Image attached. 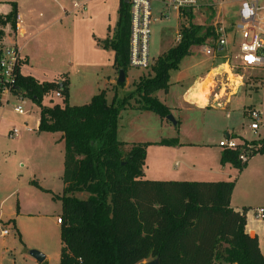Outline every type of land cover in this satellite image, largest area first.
Masks as SVG:
<instances>
[{"label": "trees", "instance_id": "obj_1", "mask_svg": "<svg viewBox=\"0 0 264 264\" xmlns=\"http://www.w3.org/2000/svg\"><path fill=\"white\" fill-rule=\"evenodd\" d=\"M117 14L113 37L97 44L113 52V68L125 76L129 8L124 0H119ZM16 20L12 3L10 13L0 17V42L6 26L15 31ZM210 35L203 26L181 30L177 45L146 68L151 75L140 77L133 92L111 102L101 91L86 105L70 106L64 79L40 83L20 74L24 63L18 67L13 95L39 109L37 132L60 134L64 143L63 190L52 198L61 206L59 264H140L154 259L158 264H264L257 238L245 233V210L230 207L233 181L142 180L148 145L128 146L117 139L119 116L127 108L166 120L170 111L157 94L169 90L170 73ZM116 85L122 88L124 83ZM55 92L62 95L60 103L44 106ZM177 144L172 139L158 145ZM248 153V161L264 156V136L250 142ZM239 155L222 150L220 165L242 171L247 163H240Z\"/></svg>", "mask_w": 264, "mask_h": 264}, {"label": "rangeland", "instance_id": "obj_2", "mask_svg": "<svg viewBox=\"0 0 264 264\" xmlns=\"http://www.w3.org/2000/svg\"><path fill=\"white\" fill-rule=\"evenodd\" d=\"M118 1L65 0L67 7L72 6L74 2L78 3V5H82L81 3L83 2L84 6L76 10V18L73 19L72 24L64 21L62 26H56L59 31H57L58 35H56L55 40L53 37L50 38V40H53L46 45L47 50L44 52L45 58H48V60L44 61L45 64H41L43 67H49L53 70L52 73L50 72L51 74L45 73V78L48 80H60L61 63L70 68L64 69L66 71L69 70L70 74L75 72L84 74L82 69L84 66L90 65L91 60L85 59L86 49L83 52V57L78 55L77 58H71L69 43L73 33L78 41H83L86 34H88L90 24L97 29L96 31H101L102 37L109 30L106 38L109 42L113 37L118 19ZM220 3L222 4L225 18L236 22L238 5L233 0H198V7L193 10V23L203 25L205 20H209L211 15L218 11ZM84 11L85 14L81 15V12L84 13ZM97 15V18H100L101 21L95 19ZM89 18H92L91 22H88ZM51 23V21H48V23L43 24L41 29L45 28V32L52 31L55 27ZM179 23L180 21L172 13L170 21L157 22L151 25L149 39L151 61H155L177 45ZM0 29H2L1 26ZM94 35L97 36L95 31ZM84 46L85 44L83 43L82 47ZM229 51L233 55L236 54L237 45L233 48L231 47ZM104 55L106 57V66L99 71V76L103 78V81L106 80V77H110V80L116 83L118 73L111 65L108 64L107 66L106 61L109 58L111 60L110 64L112 63V52L108 50L107 54ZM212 61H215L213 66H218L224 60ZM210 62L208 58L203 56L200 47H192L189 56L181 62L178 71L170 73V93H174L176 87L180 86V84L176 85V79L180 73L189 72L190 81H192L204 68L210 66ZM229 66L233 74L240 76L239 78L242 80L241 86L240 80L236 82L235 79H232L233 77H229L230 81H235V88L232 92L236 94L232 97L245 95L243 100L244 112L240 106L241 103H236L237 100L225 111L215 107L207 108L203 111L195 109L177 111V120L180 122L175 129L177 139L207 147L195 148L196 152H192V160L198 159L203 152L212 155V151H216L219 148L218 143L226 140L225 135L233 136L231 138L235 141L239 140V138L246 140L241 142L239 140L238 142L245 146H249L250 142L264 136V67L255 71L243 70L237 68L236 64L231 60L229 61ZM87 72L89 77L91 72L89 70ZM150 75L149 69H128L122 88L115 83L110 85V87L107 86L109 88L107 91L110 92L109 96L121 98L125 94L133 92V85L138 82V79ZM79 92L78 86L73 85L71 90L72 97L79 95ZM94 94L96 95L97 93ZM208 94L209 92L203 96L200 93L199 97L193 100L201 104L205 102ZM108 102H110L109 98ZM29 103L27 104L29 105ZM58 103L60 101L55 99L54 95L43 101V105L47 107ZM130 103L133 106L134 102L131 101ZM85 104L76 105L74 103L73 106ZM22 107L24 111L27 110L25 104ZM134 111L136 110L127 108L120 113L121 118L118 124L119 141L123 140L122 133L126 131L129 133L131 131L132 133L133 129L135 131L142 123H146V119L140 117L134 118L133 122L131 113L135 114ZM251 111H256L260 115V128L256 134L251 133L247 128L252 123L248 115ZM18 118L14 113L8 115V119L11 122L17 121ZM34 118H36V113L31 115L29 122V127L31 128L34 127ZM125 127L127 128L126 131L124 130ZM56 137V135L51 134L22 132L21 134L19 133V138H11L9 140L3 136V133H0V141L2 143L0 148V264H38L30 255V252L33 251L44 256L43 263L59 264L61 250L60 226L56 225V219L60 215L61 206L59 202L52 200V198L59 196L62 189L60 178L63 169L64 145H60L59 139ZM127 145L130 146L129 144ZM239 173L240 171L235 170L233 173L234 178L231 175L232 177L230 178H233V182ZM243 177L244 175L239 178L238 184L243 181ZM44 190L48 192H44ZM2 231H7L8 236L2 237Z\"/></svg>", "mask_w": 264, "mask_h": 264}, {"label": "crops", "instance_id": "obj_3", "mask_svg": "<svg viewBox=\"0 0 264 264\" xmlns=\"http://www.w3.org/2000/svg\"><path fill=\"white\" fill-rule=\"evenodd\" d=\"M12 3H14L17 8L16 30L11 31L9 26L4 28V43H15L20 48V54L24 61V64L20 69V74L22 76H29L40 83L54 81L48 80L44 76L45 73L51 74L53 70L49 67H43L41 65L44 61L48 60V58H45L44 54L45 50H47L46 45L52 42L53 39L50 40L51 37L55 40V37L59 32L57 27L62 26L64 21H68L71 24L73 23V19L76 18L75 13L77 12L76 10H73V5H78V3L74 2L72 6L67 7L65 0H0V17H4L10 13ZM81 4L84 3L82 2ZM84 14L85 11L84 13L81 12V15ZM97 17L98 15L95 19L101 21V19ZM88 20V22H91L92 18H89ZM48 21H51V24H53L55 28L50 32H45V28H41L43 24L48 23ZM96 30L97 29L94 26L89 24L88 34H86L83 41H78L74 37L73 33L71 42L69 43L71 58L73 59L77 58L78 55L82 56L84 54V50H87L85 59L91 61L90 65L83 67L82 71L84 74L77 72L70 74L69 70H67L68 72L64 70L70 69L69 67L67 68L64 63H61L60 65L61 72H59V77H61L60 81L64 79L68 84V104L70 106H73L74 103H76V105L89 103L91 98L95 95L94 93L98 94L101 91L106 92L107 101L108 98L110 102L113 99L112 96H109L110 92L107 91L109 90L107 86L110 87V85H113L115 81H111L110 77H106V80L103 81V78H100L99 76V71L106 66V57L104 54H107L108 50L98 46L97 42L104 41L107 38L108 33L106 32V34L102 37L101 31ZM94 31L97 33V36L94 35ZM82 42L85 44L84 47H82ZM113 57L114 54L112 52L111 64V60H109V58L106 60L107 66L109 64L112 68ZM208 59L211 61L210 66L208 68H204L195 79L190 81V73L187 71L180 73L176 79V85L180 84V86L176 87L174 93H170L171 88H169L166 93H158V100L169 109L170 115L175 121L179 122L177 120V111H189L191 109L203 111L207 108L214 107L221 111H225L231 107L236 100V103H241L240 106L244 112L245 108L243 107V100L245 99V95L239 97L237 95V97L234 98L232 97L234 94L231 96L229 95L228 90H234V83L229 80L228 74L225 73L223 69L225 64L220 62L218 66H213L215 61L213 62L210 58ZM87 70L91 72L89 75L90 78L88 77ZM229 71L234 78L240 77L233 74L231 69H229ZM204 81L207 83L211 82V87L209 88V94L206 96L205 102L198 104L193 99L199 97L198 95L201 93ZM240 83L242 84L241 80ZM73 85L78 86V89L80 90L79 95L75 97H72L71 93ZM240 89H242V87H240ZM213 93L215 94V97L213 96ZM202 95L205 96V94ZM1 103L0 133H3L5 138L9 140L11 139L8 137V133L13 129L18 131V138L19 133L21 134L22 132H35L37 134H42L37 132L39 124V109L33 105L31 101H28L27 99L23 100V104L27 106V110L24 115H18L14 112V106L17 104V100L14 97L3 96L1 98ZM27 103H29V105ZM134 112L135 114H133V112L131 113V116H133V122L134 118L140 117L146 119V123H142L135 131L133 129L132 133L131 131L130 133L126 131V126L124 128L126 132L122 133L123 140L120 142L125 145H148L146 148V159L142 180L159 182H228L233 180V173L235 169L229 164L224 166L220 165L221 149L217 148L216 151H212V155H208L203 152L200 154L198 159L196 158L192 160L191 156L193 154L192 152H196V150H194L195 148L207 147H205V145L188 143L177 139L175 125H172L166 120L160 119L157 115L151 112H142L137 110ZM10 113H14L18 116V120L15 122L9 121L8 115ZM34 113H36V118L33 120L34 127L31 128L29 127V122L31 120V115H34ZM120 118L121 116L119 117L118 124ZM133 122L132 124H134ZM247 128L250 131L249 127ZM250 132L252 133V131ZM51 135H56V138L59 139L60 145H64L60 134L56 133ZM17 137L13 139H17ZM118 137L119 125L117 127V139L119 141ZM225 137L231 138L233 136L225 135ZM172 139L177 140L178 144L176 146L166 147L158 145L162 140ZM239 140L240 142L246 141L241 138H239ZM239 140H237V142H239ZM1 146L2 143L0 141V148ZM231 175H233V178H230L232 177ZM242 175H244V179L243 181H240V184H238L239 178ZM62 190L63 185L59 196L61 195ZM230 207L234 211L240 213H243L245 210V233L250 237L257 238L259 249L263 253L264 220H257L255 218V211L257 209L264 210V156L256 155L252 157L247 162L246 167L240 171L239 174H237L234 180V189L230 198ZM56 225L60 226L57 222Z\"/></svg>", "mask_w": 264, "mask_h": 264}, {"label": "built area", "instance_id": "obj_4", "mask_svg": "<svg viewBox=\"0 0 264 264\" xmlns=\"http://www.w3.org/2000/svg\"><path fill=\"white\" fill-rule=\"evenodd\" d=\"M233 2L238 5L236 22L225 18L220 3L218 11L213 13L209 20H205L203 25H196L193 23V10L197 9L198 0H127L129 8L128 68L141 70L148 68L151 63L150 27L153 23L170 21L174 13L180 21L178 42L181 39V30L191 25L205 26L211 30V35L200 46L203 56L211 60H224L223 63L229 69H231L230 60L236 64L237 68L243 70L262 69L264 67V0H233ZM81 6L84 4H74L73 10H78ZM4 37L0 42V104L2 105L3 96L14 97L17 100L14 112L24 115L26 113L22 107L24 99L12 93L16 72L24 61L20 48L15 43H4ZM235 45H237V53L233 55L229 49ZM57 82L61 81L57 80ZM228 92L230 96L235 94L231 90ZM213 96L215 97V94ZM54 98L60 100L61 93L55 92ZM248 115L252 121L248 127L252 133L256 134L259 130L260 115L256 111H251ZM17 135L18 131L14 129L8 133L9 138H16ZM218 147L226 151H240L238 157L240 163L248 162V146L232 138H226L218 143ZM255 218L263 221L264 210L257 209ZM56 222L61 224L59 217ZM7 234V231H2L1 236L5 237Z\"/></svg>", "mask_w": 264, "mask_h": 264}, {"label": "water", "instance_id": "obj_5", "mask_svg": "<svg viewBox=\"0 0 264 264\" xmlns=\"http://www.w3.org/2000/svg\"><path fill=\"white\" fill-rule=\"evenodd\" d=\"M124 4H127V0H124ZM125 81V76H124V72L123 71H119L118 72V77L116 80V84H122ZM166 121H168L169 123H171L172 125H175L176 121L174 120V118L169 115L166 117ZM31 257L38 263L41 264L44 261V256L37 253V252H30ZM140 264H158V260L154 259V260H150V261H145L142 262Z\"/></svg>", "mask_w": 264, "mask_h": 264}, {"label": "bare ground", "instance_id": "obj_6", "mask_svg": "<svg viewBox=\"0 0 264 264\" xmlns=\"http://www.w3.org/2000/svg\"><path fill=\"white\" fill-rule=\"evenodd\" d=\"M223 69H224L225 73L228 74V77H230V76H231V78L233 77L232 74L230 73L229 68L227 67V65H224ZM232 79H235L236 82H239L238 80H240V78H234V77ZM235 81L231 80V82L234 83V88H235ZM210 83L211 82L207 83L206 81H204V83L202 85V88H201V94H205L206 95V93L209 92V88L211 87Z\"/></svg>", "mask_w": 264, "mask_h": 264}]
</instances>
